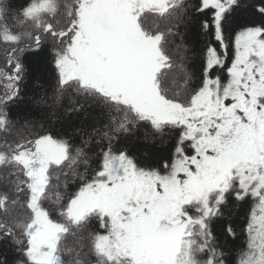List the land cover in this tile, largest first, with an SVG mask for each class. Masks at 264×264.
I'll list each match as a JSON object with an SVG mask.
<instances>
[{"label":"snow or ice","instance_id":"snow-or-ice-1","mask_svg":"<svg viewBox=\"0 0 264 264\" xmlns=\"http://www.w3.org/2000/svg\"><path fill=\"white\" fill-rule=\"evenodd\" d=\"M149 15L171 18L174 36L181 23L196 25L204 49L195 72L182 42L179 62L167 53ZM0 42L12 45L0 67V131L18 122L10 106L30 77L44 88L23 54L46 43L54 83L33 103L50 121L87 101L109 111L88 129L25 119L28 135L0 143V167L12 169L0 174V243L15 245L12 264H66L62 254L73 249L64 242L78 234L67 264H92L90 254L95 264H228L213 224L230 197L253 201L235 264H264V0H0ZM174 68L178 89L169 83ZM141 125L145 143L163 146L175 133L168 154L143 166L131 150ZM94 157L99 170L89 175ZM61 176L80 181L67 198ZM93 221L102 231H89ZM222 227L235 237L227 220Z\"/></svg>","mask_w":264,"mask_h":264},{"label":"trees","instance_id":"trees-1","mask_svg":"<svg viewBox=\"0 0 264 264\" xmlns=\"http://www.w3.org/2000/svg\"><path fill=\"white\" fill-rule=\"evenodd\" d=\"M16 4H23L25 0H14ZM174 21L169 17H158L149 15L147 18V26L152 27L154 25H158V30L160 32L165 33V41L164 47L169 55L173 57V60L179 62V53L176 51V45L179 43H183L187 48L188 52L186 53V67L189 71L195 72L198 67L202 56V50L204 49V37H202L195 24L189 23L184 24L181 23L179 26L180 35L174 36L168 34V28L172 27ZM9 27L13 26V22L11 20L8 21ZM13 30H17L13 28ZM173 31H177V29L173 28ZM12 47L10 44H6L0 42V67L5 66L4 53L5 49ZM234 38H233V47L232 51H234ZM24 61L26 65L32 70V76H35L37 73L40 74V83L44 86V88L34 86V80L30 77L28 83L24 87L22 101L17 102L14 105L10 106L11 109V118L14 122L18 121L15 124V127L8 133L0 131V143H3L5 139L13 140L16 139L17 133L21 135H28L29 129L21 128V124L25 119L30 120L36 124V127L39 128L40 124H43L45 128H55L60 129L62 127H71L75 128H91L92 126H99V124L106 123L109 116V111L105 108L100 102L87 101L84 103L83 109L76 114H72L69 117H63V113L61 110L62 119L60 121H56L54 118L52 121L49 120L47 110L43 107L36 106L33 103V98L38 97L44 91V89L49 88V85L54 83L55 72L50 64L51 54H50V45L45 44L43 46V51L33 54L31 52H25L23 54ZM172 80H176V83L172 85ZM182 81L179 79V72L177 69H173L169 73V83L174 89H178L179 85ZM6 81L0 79V92L4 90V85ZM195 84V78L191 82L190 86ZM64 104L67 105V100L64 101ZM114 115H118L113 113ZM70 130V128H69ZM143 132L144 126L141 125L140 129L137 131L136 136L133 138L132 145V154L135 155L141 166L154 163L155 160L159 158L161 154L167 155L169 149L172 146V140L169 138L171 136H175V133L168 134L166 133L164 139L168 141L166 145H161L157 140L156 143H145L143 141ZM75 142L79 143V138L77 137ZM147 153V155H145ZM94 170H99L98 165L96 163V158H93V162L91 163V168L89 171V175L94 174ZM12 171L9 168L0 167V174ZM79 171L83 172V168L79 169ZM20 179H26L23 173H19ZM67 181V188H61V191L64 193L67 198L72 193L77 191L79 187V179L73 178L71 176L63 177L61 176V184ZM4 181L0 179V185H3ZM25 193L21 194V200L25 199ZM46 206L54 207V202H49ZM253 207L252 198H246L243 201H237L234 197H230V202L225 209V214L223 217L217 219L213 224V231L217 237L216 243L218 246H222L225 253L228 254V264H235L236 253L239 249L243 248L247 239V232L245 231L249 215L251 209ZM17 210L19 211V206H17ZM26 211V209L24 210ZM54 218H58L54 215ZM227 220L233 227L235 231V237H228L223 232V222ZM12 223H16L13 219ZM89 231H102L98 228L97 223L93 221L91 224ZM79 239V234L77 236H68L65 240V245L68 248L73 249L71 253L62 254V258L65 260L66 264L69 260H74L75 253L80 250L79 244L77 243ZM87 244L88 242L85 241ZM84 251H88L87 248ZM0 257H6L9 261V264L15 259H19L20 256L15 250V245L10 241L6 240L0 243ZM92 264H95V257L91 254L88 257Z\"/></svg>","mask_w":264,"mask_h":264}]
</instances>
